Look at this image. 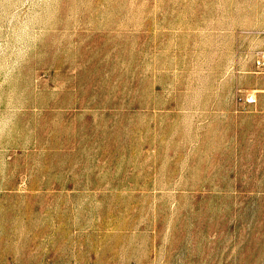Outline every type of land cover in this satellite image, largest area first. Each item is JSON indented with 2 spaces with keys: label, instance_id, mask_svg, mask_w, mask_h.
Wrapping results in <instances>:
<instances>
[{
  "label": "rangeland",
  "instance_id": "rangeland-1",
  "mask_svg": "<svg viewBox=\"0 0 264 264\" xmlns=\"http://www.w3.org/2000/svg\"><path fill=\"white\" fill-rule=\"evenodd\" d=\"M262 52L264 0H0V264H264Z\"/></svg>",
  "mask_w": 264,
  "mask_h": 264
},
{
  "label": "built area",
  "instance_id": "built-area-1",
  "mask_svg": "<svg viewBox=\"0 0 264 264\" xmlns=\"http://www.w3.org/2000/svg\"><path fill=\"white\" fill-rule=\"evenodd\" d=\"M255 66L257 69L259 70H264V52L260 53L257 57V59L255 60ZM257 103V98L250 96L247 99V104H256Z\"/></svg>",
  "mask_w": 264,
  "mask_h": 264
}]
</instances>
